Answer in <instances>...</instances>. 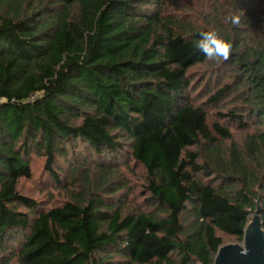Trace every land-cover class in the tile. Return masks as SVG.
<instances>
[{
    "label": "trees",
    "instance_id": "trees-1",
    "mask_svg": "<svg viewBox=\"0 0 264 264\" xmlns=\"http://www.w3.org/2000/svg\"><path fill=\"white\" fill-rule=\"evenodd\" d=\"M257 202L264 0H0V264H213Z\"/></svg>",
    "mask_w": 264,
    "mask_h": 264
},
{
    "label": "water",
    "instance_id": "water-1",
    "mask_svg": "<svg viewBox=\"0 0 264 264\" xmlns=\"http://www.w3.org/2000/svg\"><path fill=\"white\" fill-rule=\"evenodd\" d=\"M260 205L244 231L243 244H228L221 247L213 264H264V232L259 218Z\"/></svg>",
    "mask_w": 264,
    "mask_h": 264
},
{
    "label": "clouds",
    "instance_id": "clouds-1",
    "mask_svg": "<svg viewBox=\"0 0 264 264\" xmlns=\"http://www.w3.org/2000/svg\"><path fill=\"white\" fill-rule=\"evenodd\" d=\"M201 36L204 38L198 43V47L203 51V50H211L214 54L216 52L215 47L212 45V41H217L219 43L220 48L222 49V57L224 59L228 58L231 45L228 44L226 41L218 37V35L215 32H204L201 33ZM216 57L213 55L212 57L209 58H214Z\"/></svg>",
    "mask_w": 264,
    "mask_h": 264
},
{
    "label": "rangeland",
    "instance_id": "rangeland-1",
    "mask_svg": "<svg viewBox=\"0 0 264 264\" xmlns=\"http://www.w3.org/2000/svg\"><path fill=\"white\" fill-rule=\"evenodd\" d=\"M253 217V216H252Z\"/></svg>",
    "mask_w": 264,
    "mask_h": 264
}]
</instances>
